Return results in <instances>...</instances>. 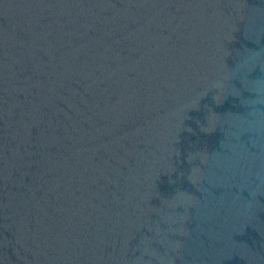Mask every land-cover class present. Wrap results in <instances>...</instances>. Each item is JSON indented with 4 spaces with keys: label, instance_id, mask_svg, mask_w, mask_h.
I'll use <instances>...</instances> for the list:
<instances>
[{
    "label": "water",
    "instance_id": "water-1",
    "mask_svg": "<svg viewBox=\"0 0 264 264\" xmlns=\"http://www.w3.org/2000/svg\"><path fill=\"white\" fill-rule=\"evenodd\" d=\"M0 264H264V0H0Z\"/></svg>",
    "mask_w": 264,
    "mask_h": 264
}]
</instances>
